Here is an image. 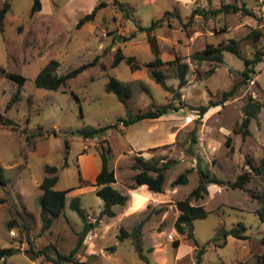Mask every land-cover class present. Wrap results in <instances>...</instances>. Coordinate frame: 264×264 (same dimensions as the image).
Returning a JSON list of instances; mask_svg holds the SVG:
<instances>
[{
    "label": "rangeland",
    "instance_id": "obj_1",
    "mask_svg": "<svg viewBox=\"0 0 264 264\" xmlns=\"http://www.w3.org/2000/svg\"><path fill=\"white\" fill-rule=\"evenodd\" d=\"M7 1L0 27V166L5 180L0 182L4 198L0 247L12 252L0 258V264H147L133 236L119 238L121 227L131 231L140 222L141 252L150 264H232L239 259L264 264V222L257 213L264 196V104L250 117L246 135L239 128L250 96L264 102V57L235 95L200 117L195 143L190 136L199 116L195 107L220 97L242 79L243 57H252L264 47V0H41V8L33 13V0ZM222 2L245 4L254 15L242 9L212 12ZM99 3L95 17L77 27L79 17ZM160 17L161 24L150 31L140 29ZM254 28L262 31L258 39L249 36ZM152 37L162 60L179 56L188 63L185 85L178 86L175 63L159 66L172 90L151 76L145 63L156 56ZM230 40L236 41L241 56L223 49L222 61L192 57L209 42ZM117 48L125 56H134L139 67L131 68L126 59L112 66ZM97 55L96 64L57 89L35 84V76L51 58L59 61L56 71L62 74ZM6 72L22 74L24 82L19 85ZM110 76L130 86L126 102L106 89ZM18 89L19 98L8 106ZM162 103L181 107L155 122L143 118L125 125L119 121ZM7 118L14 126L2 122ZM113 123L95 136L79 132L88 125ZM107 145L116 177L112 186L129 196L126 204L113 205L114 216L102 213L103 199L94 184L101 165L99 148ZM135 154L176 160L166 172L163 191L148 189L150 196L140 204L136 193L141 190L128 188L136 171L131 168ZM247 158L261 167L260 173L251 169ZM46 163L57 166L55 188L68 191L63 212L44 227L38 198ZM199 167L224 182L209 183L203 198L191 199L208 213L193 219V235L188 237L174 226L179 213L176 201L197 185ZM187 169V182L172 186L171 181ZM245 170L251 177L243 188L227 183ZM74 198L93 222L79 247L85 221L70 206ZM131 202L135 209L131 210ZM240 224L246 227L247 237L223 236L224 229ZM70 253V260L57 261L58 254Z\"/></svg>",
    "mask_w": 264,
    "mask_h": 264
},
{
    "label": "trees",
    "instance_id": "obj_2",
    "mask_svg": "<svg viewBox=\"0 0 264 264\" xmlns=\"http://www.w3.org/2000/svg\"><path fill=\"white\" fill-rule=\"evenodd\" d=\"M120 3V2H118ZM101 3L95 5V7L88 13H85L84 15L80 16L78 21L76 22V26L79 27L84 22L91 20L95 17L96 11L99 8ZM120 5V9H122V4ZM9 8V2L7 0H4L3 5L0 8V27L3 23V18L5 14L7 13ZM41 8V0H33V4L31 6V13H33L36 10H39ZM240 9L245 11L248 14L254 15V10L250 9L245 6V4L238 5L236 3L231 2H222L221 5L215 9L212 10V12L216 13L218 10H224V11H234L237 12ZM169 13L166 11L165 15ZM163 20V17L156 18L152 20L151 24L149 26H140V29H145L147 31H150L155 26L161 24ZM262 34V31L259 28H254L249 33V36L259 38V36ZM153 50L156 54L155 58L147 61L145 63L146 66L150 68L151 76L154 78V80L161 84V86L166 90H172V86L167 84L165 81V73L164 71L159 67L160 65H163L165 63L176 64L177 68V77H178V86L181 87L186 84L187 78V68L188 63L186 61H182L179 56H176L174 59L170 60H162L160 56L158 55L159 49L156 45V40L154 37L150 40ZM223 49H231L234 51L238 56H241L240 51L238 49L237 43L235 40H230L228 43H218L214 44L212 42H209L206 44V46L201 49L197 50L192 54V57L196 60H213V61H222V50ZM264 57V47L258 48L255 50L252 57H243L244 61V67L241 70L242 79L236 80L234 84L228 88L222 91L220 97L213 99L210 98L207 103L200 104L197 108L199 116L194 120V126L190 130V136H191V142L195 143L197 141L196 138V132L197 127L200 124L201 120L200 117L212 106L224 104L225 101L230 99L233 95H235L239 85L246 81L250 77V72L254 70V65L262 60ZM122 59H126L130 65L131 68H137L139 67V64L134 63L133 59L134 56H125L120 48H117L114 54V58L112 60V66L118 64ZM99 55L95 56L92 60L84 62L80 64L79 66L75 68H71L65 73L58 74L56 69L59 65V61L55 58H51L37 73L35 76V84L40 87H46L51 89H57L64 84H66L67 80L75 75H77L80 71H82L84 68L94 65L98 62ZM104 67V64H102ZM213 69H209L208 72H212ZM6 75L10 78L16 79L21 85L24 82L25 77L16 72H6ZM106 89L109 91L115 92L119 99L123 102H126L128 98L131 95V89L130 86L121 81L120 79L110 76L109 80L106 83ZM19 98V89L13 94L11 99L8 102V106L12 104L13 101L17 100ZM264 104V102H257L255 101L251 96L248 101L243 105V111L245 113L241 123H240V131L243 133V135H246L249 130L247 128L248 122L251 116L255 115L256 112L260 109L261 105ZM181 107V105H173L171 103H162V104H154L152 107H149L143 111L138 112L135 115H129L128 117H120L119 121L123 122V124L127 125L130 123H133L137 120H141L143 118H156L163 114H166L172 110H177ZM3 123L11 124L13 123L10 119H4L2 121ZM116 123L108 124L105 126H93L88 125L85 128L79 130V132L84 136H95L98 134L101 130H104L110 126H114ZM229 139V138H228ZM227 139V142H228ZM110 152L111 148L110 146H100L99 148V155L101 158V165L99 170L97 171L95 175V182L96 185L95 193L100 196L103 199V209L102 213L108 216H114L115 210L113 209V205H124L126 204L129 196L126 193H123L119 191L118 189L114 188L112 186V183L115 182L116 177L114 173L113 167L110 165ZM141 152V150H139ZM175 159L171 157H165V156H151L149 158L144 157L141 154H135L133 156V160L131 163V168L136 170L134 174L132 175V181L128 184V188H136L139 187L141 184L145 183L147 184L148 189L156 192H161L164 189V182H165V176L168 168L175 163ZM247 164L250 165L251 169H255L257 173L261 172V167L256 166L251 162L250 158H247ZM44 170L47 174L43 177L41 182L39 183V187L41 188V194L39 195L38 202L40 205L41 215L44 221V227H47L50 225L52 219L58 215H60L63 212L64 206H65V200H66V193L68 189H56L55 183L57 181L58 175L56 173L57 166L54 164L46 163L44 164ZM3 168L0 166V182L4 183V178L2 176L3 174ZM189 169L185 170L184 172L179 173L172 181L171 185L175 186L180 183H185L188 180L187 172ZM199 172V180L195 187L192 188V190L182 199H178L176 201V206L179 209V213L175 219L174 226L176 230L180 233H187L188 237H191L193 235L192 231L190 230L192 227L193 219L205 217L208 213V210H206L203 205H195L191 203V199H200L203 198L207 192H208V184L209 183H223L224 180L220 177H217L216 175L210 174L208 170H205L201 167L198 168ZM250 170H245L241 173H239L235 180L233 181H227L229 185L232 187H239L243 188L245 184L250 180ZM4 201L3 197H0V202ZM70 206L76 210L79 211L81 214L83 220L85 221L84 228L82 232L80 233L79 239L77 241L76 247H79L82 244V239L86 232L90 229L93 222L89 221L87 219L86 213L81 209L79 202L77 198H74L70 202ZM163 208H158L157 211H161ZM257 213L259 215V218L261 221L264 222V196L261 198V204L257 208ZM142 223H138L131 231L125 229L124 227H121L119 238L123 239L126 236H133L135 239V242L138 246L139 253L141 257L146 261L147 264H150L149 259L147 256L141 252V231H142ZM186 227H188V230H186ZM246 227L243 224H240L238 226L231 227L229 229L223 230V236L225 237L228 234H231L235 237L239 238H245L247 235L244 233ZM174 244H178V239L173 240ZM114 249V246L111 247ZM75 250V248L72 249L71 253ZM12 252L11 248L7 247H0V258H2L5 254H10ZM43 252V250H41ZM201 252V249H200ZM70 254H58L60 258L57 259L58 262L62 263V259L70 260ZM262 258L264 259V254L262 255ZM225 264V263H223ZM232 264H253L248 260L239 259L236 260Z\"/></svg>",
    "mask_w": 264,
    "mask_h": 264
},
{
    "label": "crops",
    "instance_id": "obj_3",
    "mask_svg": "<svg viewBox=\"0 0 264 264\" xmlns=\"http://www.w3.org/2000/svg\"><path fill=\"white\" fill-rule=\"evenodd\" d=\"M190 1H192V0H181L182 3H188V2L190 3ZM196 15L197 14H195V16ZM159 117H156V118H159ZM156 118H146V119L154 120V122H155V121H158V120H156ZM145 147H147V146H145ZM138 188L141 190V193H138V194L136 193V196H137L136 201L138 202V204H140L141 202L147 200V198L150 196V194H149V190H148L147 184L143 183ZM133 199H134V197H133ZM132 202H133V200H132ZM132 202H131V206H130L131 210L135 209V207L132 205ZM243 260H245V259H243Z\"/></svg>",
    "mask_w": 264,
    "mask_h": 264
}]
</instances>
